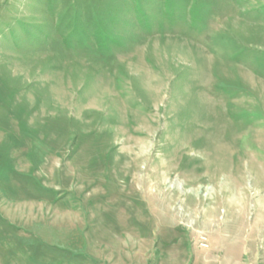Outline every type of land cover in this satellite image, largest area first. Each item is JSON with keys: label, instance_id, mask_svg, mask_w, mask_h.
<instances>
[{"label": "rangeland", "instance_id": "rangeland-1", "mask_svg": "<svg viewBox=\"0 0 264 264\" xmlns=\"http://www.w3.org/2000/svg\"><path fill=\"white\" fill-rule=\"evenodd\" d=\"M0 264H264V0H0Z\"/></svg>", "mask_w": 264, "mask_h": 264}]
</instances>
